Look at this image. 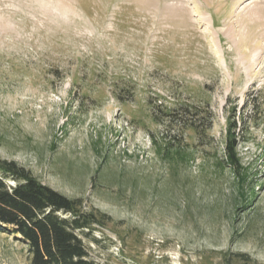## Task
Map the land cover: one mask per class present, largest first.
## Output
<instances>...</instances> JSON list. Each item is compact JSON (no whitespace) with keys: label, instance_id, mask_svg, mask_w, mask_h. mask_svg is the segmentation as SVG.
Segmentation results:
<instances>
[{"label":"rangeland","instance_id":"rangeland-1","mask_svg":"<svg viewBox=\"0 0 264 264\" xmlns=\"http://www.w3.org/2000/svg\"><path fill=\"white\" fill-rule=\"evenodd\" d=\"M203 1L0 0V160L108 217L94 264H264V0ZM181 105L210 130H169ZM14 237L0 264H30Z\"/></svg>","mask_w":264,"mask_h":264},{"label":"trees","instance_id":"trees-1","mask_svg":"<svg viewBox=\"0 0 264 264\" xmlns=\"http://www.w3.org/2000/svg\"><path fill=\"white\" fill-rule=\"evenodd\" d=\"M203 114L193 105H181L165 117L169 130L191 128L205 134L212 127L213 115ZM236 117L237 110L233 108L227 117L225 159L220 166L239 175L244 169ZM176 153L163 157L172 162L184 158L180 151ZM107 218L86 210L82 199L68 198L46 186L17 162L0 160V229L27 245L30 264H94L80 235L90 237L93 228L102 226V220Z\"/></svg>","mask_w":264,"mask_h":264},{"label":"bare ground","instance_id":"bare-ground-1","mask_svg":"<svg viewBox=\"0 0 264 264\" xmlns=\"http://www.w3.org/2000/svg\"><path fill=\"white\" fill-rule=\"evenodd\" d=\"M238 3L239 2H245L247 0H236ZM175 2V10L178 12L179 17L184 18L183 19V23L186 24L188 19L192 17V12L190 10V5H194V8H198V6L195 5L194 0H174ZM203 2H205L206 4H210L213 2V0H204Z\"/></svg>","mask_w":264,"mask_h":264}]
</instances>
